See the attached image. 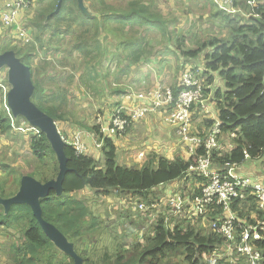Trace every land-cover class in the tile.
<instances>
[{"label":"trees","instance_id":"16d2710c","mask_svg":"<svg viewBox=\"0 0 264 264\" xmlns=\"http://www.w3.org/2000/svg\"><path fill=\"white\" fill-rule=\"evenodd\" d=\"M49 1L54 8L59 2V0ZM98 1L100 15L83 12L78 0H64L59 12L51 16L50 19L53 22L67 23L64 28L58 24L61 28L53 32V36H70L73 22L78 23L82 28L74 42L75 47L81 50L80 63L83 64L81 65L83 72L78 77L75 72L68 77L59 74L48 76L50 80L36 77L37 80L34 81L36 88L33 94L36 104L56 121L64 119L67 114L65 108L69 93L67 87L61 84L63 80L72 83V80L77 77L82 84L88 85L96 81L102 70H105L104 67H109L107 63L102 64V61L104 60L103 63L111 62L115 58H117L119 71L118 80L130 75L135 66L146 63L153 57L157 46L149 40L152 32L156 30L159 31L160 43L163 44L164 49L174 53L179 52L180 59L184 63L195 61L197 65H203V67L198 66L197 69L192 67L200 76H206L204 81L213 84L216 74L225 81V89L218 88L213 94L217 109L216 117L223 123L225 135L237 131V128L240 129L237 131V136L231 139L234 145L232 150L223 154H214L220 167L228 161L242 163L243 166L250 164L256 166V169L250 170L252 177L263 175L264 0H256L254 4L250 3L252 0H234L231 7L236 10L235 12L222 10L217 5L221 15L219 18L221 20L224 17L223 25L228 30L227 34H224L226 37L224 39L209 37L197 48H183L186 36H181L173 30L174 23L169 22L161 13L154 0H119L116 3L109 0ZM53 22L50 24L37 22L35 41H42V34L45 33L46 28L53 26ZM85 24L90 26L85 29ZM91 31L94 33L93 38H82ZM99 34L104 39H101ZM112 35L114 37L109 39ZM91 40H93L91 43L88 42ZM113 40L116 41L114 44L116 51L108 50ZM173 42L176 49L170 46ZM9 48L11 47L8 45L0 44L2 49L0 53ZM12 48L25 63L30 64L35 55L34 46L28 48L22 46L20 49L13 46ZM57 49L60 48L56 47V52H58ZM107 53L110 56H106ZM71 54L72 52L67 58H70ZM201 59L202 62H200ZM100 64L104 65L102 69L98 68ZM173 89L177 92L178 87ZM127 91V89H117L115 92L118 96H115L119 97ZM207 91L209 92L205 90V94ZM119 102L117 99L113 103L114 107L120 106ZM207 122V127H210L215 120L212 118ZM133 126H129L125 133ZM12 129V118L0 109V132L9 134ZM91 132L102 141L99 152L103 154L104 162L96 159L98 157L96 152L95 157L90 153H79L73 145L67 144L65 151L70 170L64 181V191L61 195H57L55 190H51L49 196L41 200L45 219L57 226L70 241L75 243V249L83 257L85 264H245L244 256L238 258L234 252L232 258V255L224 250L227 249L229 240L223 234L212 230L208 233L207 228L201 229L202 226L189 224L187 219H178L176 223L172 222L173 224L168 223L166 217L158 213V208L147 211H134L129 208L130 212L148 217L150 224L147 232L144 233L143 226L140 227L138 233L144 234L141 237L140 234L137 235L132 244L128 242L126 245L121 240L114 245L112 253L105 252L104 256L95 259L94 254L88 250L90 243L88 237L97 228L102 227V224L99 218L93 216L88 200L73 196V192L92 188L106 195L114 193L118 197L122 196V199L131 198L124 202L138 198L137 202L153 205L167 198L168 191L163 185H171L175 182L178 184L181 178L187 176V171L196 164L197 158L195 155H190L189 158L177 156L170 159L154 153L142 164L126 166L119 163L118 147L112 136L105 134L100 125L93 126ZM31 146L38 162L44 163L34 166L37 179L47 182L56 178L59 173V162L46 134L38 129V132L32 135ZM199 152H204V148H200ZM5 168H7L6 174L0 178V196L10 197L18 191L22 174L19 175L16 168L10 165ZM203 180L202 178L201 183L197 181L193 187L200 191ZM156 190L161 194L157 195ZM178 190H182L179 185L172 194ZM248 200H250L248 203L246 201L240 203L239 200L233 203L232 208L239 220L249 224L263 221L264 212L258 207L256 198L249 197ZM221 209L211 211L209 217L222 212ZM253 212L257 215L254 218L251 216ZM0 223L7 228L18 226V231L21 232V242L11 249L14 253V261L8 264L73 263V259L64 254L46 236L30 205L16 204L8 214L0 205ZM103 232L107 235L111 233L107 227ZM114 235L124 239L122 236ZM254 246L262 252L264 263V238L255 241Z\"/></svg>","mask_w":264,"mask_h":264},{"label":"rangeland","instance_id":"374dc122","mask_svg":"<svg viewBox=\"0 0 264 264\" xmlns=\"http://www.w3.org/2000/svg\"><path fill=\"white\" fill-rule=\"evenodd\" d=\"M48 1L49 0H30V5L20 12V18H18L19 25L22 28H27L32 36L30 40L26 42L19 38L16 29L5 27L0 16V44L3 43V45H11L9 40L10 38H12L13 45H11V48L9 49H13V46H17L19 49L22 48V46H27V48L29 46H34L35 55L33 56L30 64H28L31 67L32 71H34V81L37 80V78L50 80L48 76H53L56 74L68 77V75L73 74V72H75L76 76L78 77L83 72L81 66L83 64L80 63L82 60V54H80L81 50H78V48L75 47L74 39L80 33L82 28L78 23L73 22L71 24V26H73V30L70 32V36H53V32L61 28L60 26H58V24H60L62 28H64L67 23L53 22L52 19H50V15L54 11V9H56V7L54 8V5H51L52 2L49 1L50 3H48ZM117 1L119 0H110V2L113 3H116ZM154 1L155 5L161 10V13L169 20V22L174 23L173 25L175 27L173 28V30L181 33L180 31L183 29L182 24L178 19V14L172 9L171 3L166 2L165 0ZM180 2L185 3L186 1L176 0L177 4H179ZM47 6L49 7L47 8ZM52 7L54 9H51ZM89 13L91 12L89 11ZM197 13L202 16V19H196L198 23L197 26L200 27V30L195 33L189 32L186 34V41L183 45V48H197L199 44H202L209 37H211L212 39H224L226 37V35L224 36V34H227L228 30H226L223 25L224 17H222L220 21H217L216 17L212 18V16H214V14L216 13L215 8L205 6L202 7L200 11L198 10ZM194 14L196 13L194 12ZM225 14L227 15L228 13ZM175 17L177 18L175 19ZM39 21H41L43 24H50L52 22L54 23L52 27L45 29V33L42 34L41 42L35 41V34L38 30L37 22ZM89 26L90 25L85 24L84 28L86 29ZM188 30L194 31L193 28H190ZM184 31L186 32L187 29H184ZM93 36L94 33L93 31H91L88 34L83 35L82 38H93ZM102 36H104L103 32ZM99 37L101 39H104V37H101V34H99ZM113 37L114 35L109 37V39ZM160 40L161 36L159 34V31L154 30L149 41L154 44V46H157L156 50L154 51L156 57H151L150 61L148 60V62L140 64V66L134 68L131 71L130 75L124 76L120 80H118L119 71L117 67V58L112 59L111 62L107 61L103 63V60L102 64L107 63L109 67H104L105 70H102L101 75L97 77L96 81H92V83L90 82L88 85L85 83L82 84L81 81H78L77 77L72 80V83H68L63 80L61 84L63 87H67L69 96L68 104L65 108V111L67 112L66 117L62 120L57 121L62 135L69 140H74L75 134L80 131L82 133L81 135L83 137V140L85 141V134L87 137L88 133H91L90 130L93 126L101 124L100 120H105L108 116L109 119H107V121L110 122L112 116L116 113V109L113 107V103H115V101L119 99V97H117L118 93L115 92V90L117 89H127L131 91V95H139L140 92H146L148 89L150 90L155 85L154 76L157 77L158 75H161V77L163 78L161 79L163 83H167V85H174L176 83V87L178 78L181 75L182 68H185L186 66H194L195 69H197L198 66L203 67L202 64L197 65L195 61L184 63V61L180 59L181 55H179V52L172 54L169 53V55L167 56L164 55L165 51L162 50L163 44L160 43ZM92 41L93 40L88 42L91 43ZM115 42L116 41L113 40L109 44L108 50L116 51V47L114 46ZM170 46H172L173 49L177 48L174 42ZM56 47L60 48L57 49L58 52H56L55 50ZM105 49L103 51H105ZM0 51H2V49H0ZM70 52H72L71 57L67 58ZM106 56H110V54L107 53ZM165 58H168L166 62L164 61ZM153 60L154 62L156 61L155 65L150 64ZM200 62H202V59L200 60ZM148 63L150 65H148ZM102 64H100V66L98 67L99 69L103 68L104 65ZM200 72L202 73V71ZM7 74L8 69H2L0 71V79L3 77L8 79ZM205 79L206 76H201V80L203 81L205 90H209V92L207 91L206 95L209 98H213V94L215 93V90L219 88L222 79L217 74L215 75V82L213 84L207 83L206 81H204ZM209 87L210 89H207ZM47 90L49 91V87H47ZM211 102L214 101L211 100ZM0 109L7 112V109H5L4 105L1 104V102ZM212 109V116H215L217 112L214 107ZM157 113L162 114V117L164 115L163 111ZM210 114L211 113H202L201 115L195 114V116L197 115V120H203V122L200 124V127H202L204 123L206 124V127L208 126L207 121L212 119V116ZM199 116L201 117L198 118ZM205 116L208 117L205 119ZM209 116H211V118H209ZM12 122H16L17 125L22 126V128H15L12 125L13 129L11 130V133H7L6 135L5 133L0 134V178L4 173L2 172L1 174V166L3 164H10L11 166L16 167L19 173L20 171H22V169L26 170L27 173L33 174L34 177L38 178L34 173V166L44 163L41 161L38 162L36 158L37 156L34 155V151L31 146L32 135L36 134L38 132V129L32 127L24 118H15V121L14 119H12ZM164 123L166 122L164 121ZM159 126L162 128L163 125L160 124ZM197 128H199V126H197ZM194 130L195 127H193V133ZM203 130L204 128H201L200 132ZM124 134L125 132L122 134H118L117 136L120 138L115 139V143L118 147V154L120 155V157H123L125 155H131L132 157H134L136 156L137 152L141 150L140 147L143 146V143L138 146L137 141H131L130 138L128 139V136L126 137L124 136ZM91 135L92 138L95 139V136L92 133ZM115 136L116 135H112V137ZM149 137L150 134L146 136V139ZM127 139L130 140L129 143L128 141H124ZM155 140L157 141L158 138H156ZM94 143V147H92L89 143L87 144L89 149L86 153L93 154V156L95 157V151L99 152L101 147L97 143L96 139ZM160 152L166 155V151L161 150ZM120 163L123 164L122 160L120 161ZM39 168L45 169L44 167L40 166ZM201 179L202 177L199 178L196 172L191 173L185 178H181L178 183L179 188L182 189L181 194L190 198L191 196L200 192L202 185L200 186V191L192 186H194L197 181L201 183ZM203 183L204 180L202 181V184ZM191 189H194V191ZM155 193L157 195L161 194V192H158L157 190L155 191ZM153 195L154 197H156L155 194ZM73 196L88 200L87 203H89L90 207L92 208L93 216L99 218V220L101 221L102 227L97 228V230L92 233L90 237H88V242H90L88 245V250L94 254L95 259L100 258V256H102L105 252L112 253L114 245L121 240L124 241L126 245L128 242H131L132 244L137 235L140 234L141 237L144 233L147 232V228L150 224V220H148V217H144L141 214L129 211V208H131V206L133 205L132 202L136 203V200H138V198H134V201L124 202L125 200H130L131 198L122 199V196L118 197L114 193L106 195L97 192L92 188H86L77 192H73ZM189 224L202 226L201 229L207 228L208 233L209 230H211L208 222L202 221L198 223H190L189 221ZM111 226H113V230L110 228ZM142 226L144 227L143 230H145L143 234L142 232L138 233L141 229L140 227ZM106 227L111 231L110 234L108 233L109 236L106 234V232H103L104 228ZM15 228L18 229V226H16ZM5 229L6 228L0 224V262L2 264H8L14 261V253L11 252V242L14 239L18 241L20 240L19 243L21 242V232L15 231L14 233H12L9 230L5 231ZM114 234L122 236L124 239H121V237L118 238ZM93 243L96 244L93 245Z\"/></svg>","mask_w":264,"mask_h":264},{"label":"built area","instance_id":"2783aa9c","mask_svg":"<svg viewBox=\"0 0 264 264\" xmlns=\"http://www.w3.org/2000/svg\"><path fill=\"white\" fill-rule=\"evenodd\" d=\"M233 1L221 0L217 3L220 9L235 12L236 10L231 7ZM255 2L256 0L250 1L252 4ZM29 5L30 0H13L6 4L2 18L4 26L16 29L19 38L25 42L29 41L31 36L27 28H22L19 25L18 18L20 12ZM176 87H178L177 92L172 87L158 85L146 92H140L139 95H131L134 102L138 101L139 103H135L131 108L124 105L115 107L116 113L111 118L109 128L102 129V131L110 136L122 134L129 126L135 125L148 114L163 111V119L166 124L176 129L179 136L178 142L185 144L187 153L195 155L197 158L196 164L187 171V176L196 172L199 177L204 179V183L200 184V186L202 185L201 191L190 198L181 194L182 190H178L177 193L171 194L163 201H157L153 205L143 202L133 203L131 209L147 211L158 208V213H162L167 222L171 224L176 223L178 219H187L190 223L208 222L212 231L228 238L229 245L226 248L232 258L235 252L238 258L242 256L246 258L245 264H264L262 252L254 246L255 241L264 238V220H259L256 224L246 223L239 220L237 213L232 208L236 200H239L240 203L244 201L248 203L249 197H254L258 207L264 212V174L254 178L250 173L240 171L242 163L228 161L220 167L216 161L214 154H223L234 148L231 139L237 136V131L240 128L225 135L223 123L216 116H212L215 122L210 127L205 126L203 131L193 133L196 107L199 106V111L209 112V97L205 94L200 74L192 66H186L183 69ZM10 89L11 85L8 79L1 78L0 102L7 109L8 115L15 121L7 102ZM12 125L15 128H22L16 122H12ZM81 134L76 133L74 140L63 137L67 144L73 145L79 153L86 154L89 148ZM95 138L101 146L102 141L97 136ZM200 148H204V152L200 153ZM137 158L141 161L145 159V152H139ZM192 190L194 191V189ZM218 208H222V212L220 211L210 218L209 213ZM251 216L254 218L257 215L253 212ZM234 262L238 263L236 260Z\"/></svg>","mask_w":264,"mask_h":264},{"label":"water","instance_id":"95a60500","mask_svg":"<svg viewBox=\"0 0 264 264\" xmlns=\"http://www.w3.org/2000/svg\"><path fill=\"white\" fill-rule=\"evenodd\" d=\"M63 2L64 0H59L50 16L59 12ZM78 3L83 12L89 13L85 0H78ZM4 68L8 69L7 78L11 85L7 102L13 117L24 118L31 126L46 134L59 162V173L56 178L47 182H42L29 174L23 175L18 191L10 197L0 196V205L3 206L6 214L16 204L30 205L49 240L73 259L72 264H85L83 257L75 249V243L70 241L57 226L45 219L41 202L43 198L49 196L51 190H55L57 195H61L64 191V181L70 170L65 151L67 142L54 117L42 110L33 100L36 85L31 67L17 55L14 49L0 53V71Z\"/></svg>","mask_w":264,"mask_h":264},{"label":"crops","instance_id":"0c3cea01","mask_svg":"<svg viewBox=\"0 0 264 264\" xmlns=\"http://www.w3.org/2000/svg\"><path fill=\"white\" fill-rule=\"evenodd\" d=\"M12 1L13 0H1L0 1V16H1V20L3 18V13L5 11L6 4L7 3H11ZM165 1L166 2H170L174 12H176L178 14V19H179L180 23L182 24V28L183 29L180 31L181 33H179V32H177V33L179 35H181V36H186V34L189 33V32L195 33V32H198V30H200V27L197 26L198 23H197L196 19H199V18L202 19L201 18L202 16L199 13H197V11L198 10L200 11L202 7L207 6V7H210V8L211 7L215 8L216 13L214 14V16H212V18L216 17V20L220 21L219 17H221V15L219 14V11H218V7H217L218 3H217V1H221V0H184V1H186L185 3L184 2L183 3L180 2L179 4L176 3V0H165ZM85 4H86L88 10L92 14L100 15V10H99L100 4H99L98 0H85ZM48 7L49 6H47V8ZM95 9L97 11H95ZM194 12L196 14H194ZM19 18H20V16H19ZM176 18L177 17H175V19ZM190 28H193L194 31L188 30ZM184 29H187V31L185 32ZM30 36H31V34H30ZM9 42H10L11 45H13L12 38H10ZM11 45L8 44V47H11ZM162 50L165 51L164 55H166V56L169 55V53H171V54L174 53V52L169 51L168 49L162 48ZM153 57H156L155 53H154ZM167 59L168 58H165L164 61L166 62ZM155 63H156V61L154 62V60H153L150 64L155 65ZM150 64L148 63V65H150ZM138 66H140V65H138ZM138 66H135L134 68H136ZM183 69L184 68H182V71H183ZM182 71H181V73H182ZM155 75H157V74H155ZM154 78H155V85L154 86H158V85L163 84V85L175 88L176 83L174 85H167V83H163V81L161 80V79H163L161 77V75H158L157 77L154 76ZM220 83L221 84L219 85V88L220 89H225V81H224V79H222ZM130 92L131 91L128 90L127 93H124L123 95L119 96V99H118L120 101L119 104H121V105L124 104V106L131 108V107L134 106L135 103L136 104L139 103L138 101L134 102V100L131 98ZM128 96H130V97H128ZM211 100H213V98H209V100H208L209 112H207L206 110L199 111L200 109H198V107H199L198 106V107H196L197 111L195 112V114L201 115L202 113H211L210 115L212 116L213 115V109H212L213 107L215 108V110L217 112L216 104H214V102H211ZM197 115L194 116V119H195V121H194V123H195L194 133L195 134H196L197 131H200L201 128H204L206 126V124L204 123L202 125V127H200V124L203 122V120H197ZM211 116H209V118H211ZM215 116H217V113H216ZM200 117L201 116H199L198 118H200ZM207 117L208 116H205V119ZM107 119H109L108 116L106 117L105 120H100L101 124H99V125L101 126V128L103 130L109 128L110 122L107 121ZM160 124L163 125L162 128L159 126ZM197 126H199V128H197ZM145 131H147V132H145ZM90 132H91V130H90ZM127 132L124 134V136H126V137L128 136V139L130 138L131 141H134V142L137 141L138 146H140V144L143 143V146L140 147L141 150H139L137 152L136 156H134V157H132L131 155H125L123 157H120V155L118 154L119 163L122 160V163H123L122 165L134 166V165L142 164L144 161L148 160V158L150 157L151 154H154V153L164 155V156H166V157H168L170 159L175 158V156L176 157L177 156H183L185 158H189V156H190L187 153V151H186L187 147L185 146V144H183L181 142H178L179 136L177 135L175 127L173 128L172 126H168L166 123H164V119L162 117V114H159V113H150V114H148L146 117H144L143 119L138 121L135 124V126H133V129H130ZM77 133H81V132L79 131ZM91 133H88L87 137H86V134H85V138H86L85 141L87 143H89L92 147H94L95 146L94 145L95 144L94 141H95L96 138L93 139ZM159 133H161V134H159ZM0 134H1V132H0ZM148 134H150V137L146 139V136ZM90 135H91V137H90ZM113 138L114 139H118L120 137H118L116 135ZM156 138H158L157 141L155 140ZM128 139L124 140V141H128V143H129L130 140H128ZM161 150L166 151V155L161 153L160 152ZM142 151L145 152V159H143L141 161V160H138V158L136 159V157L138 156V153L142 152ZM95 152H96V155L98 156L97 159H100L101 162H104L103 154L101 152H98V151H95ZM7 165H10V164H3L1 166V168H2L1 174H2V172H4L2 177H4L5 174H6L7 168H5V167H7ZM12 167L14 168V166H12ZM251 169H256V166L250 165V164L249 165H244V166H241L240 171L243 172V173H250ZM16 170L18 171L17 168H16ZM26 173H27V171L23 170V169H22V171H20V173L18 171V174L19 175L22 174V176L25 175ZM175 183H177V182H175ZM175 183H173L171 185L170 184L163 185L164 187H166L164 189H166L168 191V195H171L172 192L176 190L178 184H175ZM124 209H126V208H124ZM0 224L6 228L5 231L9 230L12 233H14L15 231H18V229H16V228H7L6 225H4L2 223H0ZM23 240H24V238H23ZM19 241L14 239L11 242V249L13 248V246L19 245Z\"/></svg>","mask_w":264,"mask_h":264}]
</instances>
